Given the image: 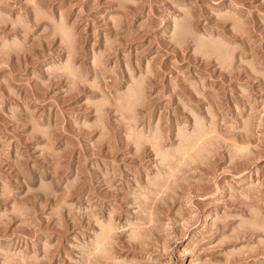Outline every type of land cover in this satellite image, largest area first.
Masks as SVG:
<instances>
[{
  "label": "rangeland",
  "instance_id": "rangeland-1",
  "mask_svg": "<svg viewBox=\"0 0 264 264\" xmlns=\"http://www.w3.org/2000/svg\"><path fill=\"white\" fill-rule=\"evenodd\" d=\"M0 264H264V0H0Z\"/></svg>",
  "mask_w": 264,
  "mask_h": 264
}]
</instances>
